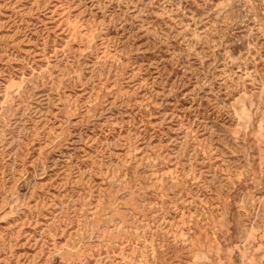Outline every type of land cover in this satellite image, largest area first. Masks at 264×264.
Instances as JSON below:
<instances>
[{
	"label": "rangeland",
	"instance_id": "obj_1",
	"mask_svg": "<svg viewBox=\"0 0 264 264\" xmlns=\"http://www.w3.org/2000/svg\"><path fill=\"white\" fill-rule=\"evenodd\" d=\"M0 264H264V0H0Z\"/></svg>",
	"mask_w": 264,
	"mask_h": 264
}]
</instances>
